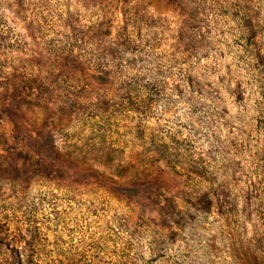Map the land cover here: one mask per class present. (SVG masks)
Returning <instances> with one entry per match:
<instances>
[{
  "label": "rangeland",
  "instance_id": "rangeland-1",
  "mask_svg": "<svg viewBox=\"0 0 264 264\" xmlns=\"http://www.w3.org/2000/svg\"><path fill=\"white\" fill-rule=\"evenodd\" d=\"M0 264H264V0H0Z\"/></svg>",
  "mask_w": 264,
  "mask_h": 264
}]
</instances>
